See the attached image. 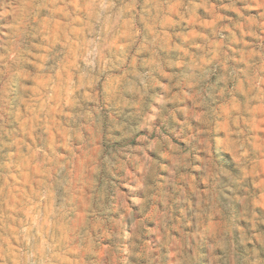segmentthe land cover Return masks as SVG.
<instances>
[{
	"label": "clouds",
	"instance_id": "1",
	"mask_svg": "<svg viewBox=\"0 0 264 264\" xmlns=\"http://www.w3.org/2000/svg\"><path fill=\"white\" fill-rule=\"evenodd\" d=\"M0 264H264V0H0Z\"/></svg>",
	"mask_w": 264,
	"mask_h": 264
}]
</instances>
